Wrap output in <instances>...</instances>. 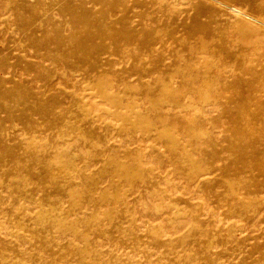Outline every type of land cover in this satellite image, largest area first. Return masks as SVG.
<instances>
[{"label":"rangeland","instance_id":"1","mask_svg":"<svg viewBox=\"0 0 264 264\" xmlns=\"http://www.w3.org/2000/svg\"><path fill=\"white\" fill-rule=\"evenodd\" d=\"M27 1L41 8L37 0ZM84 1L102 22L100 27L90 29L94 35L90 33L89 38L94 47L96 43H105L108 50L99 56L95 66L91 65L92 58L87 59L74 75L68 76L64 64L56 63L59 59L52 52L37 50L27 40L19 41L18 17L9 10L7 0H0V50L12 49L5 53L11 65L23 59L28 65L46 69L44 75L21 68L12 71L1 68L0 58L4 88H32L41 96L40 104L55 105L57 113L67 112L66 121L77 125L76 130L61 128V124L53 129L35 116L42 127L40 134L35 137L26 132L16 134L22 143L32 137L36 145L46 149H36L35 154L41 160L25 161L27 173L22 171L17 177L28 184L31 199L18 198L24 193L21 184L9 190L0 189V264H264V133L257 129L256 133L248 134L252 128L249 120L240 121L238 116L227 114L225 107L197 101V94L185 89L179 77L172 79V86L188 107L154 108L149 97L163 102L168 96L161 90L163 81L158 77L163 76L167 67L186 58L166 59L168 52L177 46L165 38L167 53L157 58L156 64L142 44L150 31L162 29L175 17L180 24H190L202 13L216 12V21L250 22L264 11V0H218L248 17L235 16L213 0H186L179 6V13L162 10L159 0H109L110 5ZM198 7L205 11L200 13ZM103 15L107 17L104 20ZM127 16L128 22L124 20ZM113 28L115 34L111 36ZM182 30H178V36H182ZM142 69L149 73H142ZM94 81L100 84L95 85ZM105 81L112 83L107 90L109 94L115 95L122 106L133 101L132 111L142 114L154 127L135 132L127 128L124 123L127 110L100 95L99 87ZM126 84L132 85L133 90L126 91ZM219 92L210 91L207 98L221 96L225 102V97L231 96ZM237 93L242 98L257 99L244 109L248 114L264 106L262 92ZM161 117L178 144L175 152L170 151L165 139L157 138V130L163 128ZM13 123L23 128L18 122ZM233 131L240 134L238 140L249 148V160L246 155L227 150ZM63 134L72 142L69 150L75 156L74 162L66 172L54 165L47 172L46 157L65 149ZM254 147L259 153L253 156ZM183 148L194 160H200L202 166L211 165V173L198 183H190L184 174L189 167L177 157ZM235 157L243 159H237L242 171H226L227 160ZM116 159L126 166L140 163L144 171L142 179L128 183L115 175ZM28 164L36 169L35 176L28 172ZM52 177L58 180L53 181ZM238 178L244 179L246 185L232 189L233 196L242 205H250L251 193H256L261 202L245 216L229 213L232 200L227 196L229 187L223 184L226 179ZM40 215L51 219L64 216L68 227L74 224L75 227L62 231L51 220L37 221ZM201 225H205L209 235L201 233ZM213 236L216 239L212 249H203L200 240Z\"/></svg>","mask_w":264,"mask_h":264},{"label":"bare ground","instance_id":"2","mask_svg":"<svg viewBox=\"0 0 264 264\" xmlns=\"http://www.w3.org/2000/svg\"><path fill=\"white\" fill-rule=\"evenodd\" d=\"M7 1L9 10L18 17V24L16 25L19 26V41L26 42L27 40V42L37 50L46 49L49 50L50 53L52 52L54 54L53 56L59 59L56 63L59 64L60 62L64 64L68 76L74 75L75 72L85 64V60L87 59L92 58L91 65L94 64L95 66L99 56L108 50V47L104 45L105 43H96V47H94L93 41L89 38L90 33L94 35L90 29L93 27H100L102 22L100 18H96V13L94 10L90 9L91 6L89 8L87 7V2L84 0H37L38 5L39 3L41 4L40 9H38L37 6V9L33 7L27 0ZM159 1L162 10L179 13V6L186 0ZM213 1L232 11L235 16L248 17V15H241L238 9L235 10L222 1ZM92 2H94V4L108 3V5L112 3H110L109 0H92ZM198 9L200 13H202L203 10L205 11L203 7H198ZM259 13L258 18H252L250 22H246V19L237 22H229L226 20L216 21L214 19L217 16L216 12L204 15H202V13L192 20V23H190L192 26L186 22L180 24L178 18L175 17L170 23L163 26L162 29L157 27L155 30L150 31L149 36H147L146 40H143L142 44L146 52L156 60V64L157 62L159 63L157 58H162V56L167 53L164 45L168 41L175 44L177 47L168 52L166 59H179L182 56L186 58V61H179L172 64L170 67L165 65L167 67L165 70L166 72L164 71V73H162L163 76H159L158 79L163 81L161 90L167 93L168 96L163 102H158V100L149 97L148 99L151 101L152 106L156 109L164 106H176L177 108H181V110H185L188 107L178 96V91L172 86V79L174 77H179L182 79V85L185 89L191 90L197 94V101L202 104L225 107L224 109L227 114L238 116L240 121L249 120L252 128H250L248 134L256 133L257 129L264 133V106L260 107L258 112L248 114L244 112V109L257 99L253 96L242 98V96H238L237 93L239 91L264 93V11L262 10ZM56 15L58 17H56ZM106 18L107 17L103 15V20ZM203 18L207 20H203ZM128 19L127 16L124 20L128 22ZM119 22L121 21L115 23ZM180 28L181 30L183 29L182 31L184 32L182 36L177 35ZM114 29L115 28L111 30V36L115 34ZM118 34L119 33H117V35ZM133 34V37H136L137 33L133 32ZM165 38L169 40L165 41ZM253 38H255V40ZM124 41L128 42L126 39ZM157 45H161L162 48L158 49L156 47ZM9 49L10 48L0 50V58L2 59L1 68L12 69V71L21 68L20 70H32L38 72L40 75H44L43 73H45L46 69L43 66L28 65L23 59H18L16 64L11 65L9 60L5 57V53H8ZM20 52H23V49H20ZM55 57L53 58L54 61H56ZM142 73H149V71L142 69ZM4 83L5 81L0 79V189L9 190L12 186H20L21 184L23 187L22 192L24 193L18 198L25 197L31 199L33 194L29 192L28 184L19 181L17 177L22 174V171L26 172V162L32 161V163H34L35 161L41 160L40 156L35 154L36 149L45 150L46 148L36 145L35 141L31 140L32 137L28 138L27 142L22 143L17 140L18 135L16 134H19V132H26L34 137L35 134H40L42 132V127L36 121L37 117L40 118L43 123H46V126L48 125L53 129H58L57 127L61 124V128L66 127L67 129L76 130L77 125L68 123L66 121L68 120V113H57L56 109L53 108L55 105L52 106L50 103L46 104L45 101V105L40 104L41 96L38 93L36 94L35 90H31L32 88H24L22 86L4 88ZM94 84L99 85L100 83L94 81ZM102 85V87H99L101 89L100 95L112 105L123 107L127 110L128 114H126L124 118V123L127 125V128L133 129V132H135L137 130L146 131L154 127L153 123L145 120L142 114H135L132 111V107L134 106L133 101L125 103L122 106V102L115 95H111L107 92L108 89L112 88L111 81H105ZM124 89L126 91H132L133 86L126 84ZM210 91L230 93L231 96L225 97L226 100L223 102L221 96L207 98L208 92ZM226 102H230V104L226 105ZM22 106L27 107V110L24 108V110H22ZM132 117H135L137 120L134 119L131 121ZM58 118H60L59 121H57ZM61 119L62 121L60 123ZM164 120L165 118L161 117V125L165 124ZM7 122H12V124L7 125ZM13 122H18L23 128H18V124L16 123V125ZM185 134H187V132ZM60 135L61 134H59V136ZM239 135V133L233 131L232 135L228 137L229 146L227 150L234 154L239 153L241 156L246 155L248 158H246V160H249L251 157L249 154L250 150L244 142L238 140V138H240ZM186 136L191 137V134L189 133ZM61 138L65 141V149L63 148L62 152H57L46 157L45 162H43L44 166L47 167V172L52 165L60 166L64 168V172H66L74 162L75 156L71 154L69 150L72 142L68 140L67 134H63ZM157 138L165 139L171 152L177 150L178 144L174 135L170 132L169 128H166L164 125L162 129L157 130ZM20 151H23L24 154L20 153ZM258 153L259 151L254 147L253 156ZM63 156H66V158L63 159ZM177 157L189 167L184 174L190 183H198L200 178H204L211 173V165L202 166L200 160H194L186 148H183ZM237 159L243 160L239 158L232 161L227 160L226 171L234 169L242 171L240 168L241 165H237ZM113 163L115 166V175L121 177L125 182H136L142 179L144 171L140 163H133L126 166L120 164L117 159L114 160ZM242 164L247 166L245 163ZM27 169L28 172L31 171L32 174L36 172V169L29 164ZM43 170L45 171L44 168ZM36 174H38V172ZM235 174H237V171ZM7 176L9 178H7ZM32 176H35V174ZM8 179H10L9 182ZM51 179L54 181L55 178L52 177ZM57 180L55 179V181ZM50 182L52 183V181ZM9 183L12 184L10 185ZM223 184L229 187L227 196L232 200L229 206L230 214L245 216L254 212L260 206L261 202L258 201V194L256 193H251L253 203L250 205H242L233 196L231 190L245 186L246 181L244 179H226L223 181ZM13 188L11 190H13ZM156 195L162 196V193L159 192V194L156 193ZM75 205L76 203H74V206ZM172 207L173 206H169V208ZM251 219H253V217ZM36 220L41 223L51 220L55 222L57 227L62 231L74 229L75 227L74 224L69 228L64 222V216L51 219L49 216L40 215ZM20 226L22 225L20 224ZM204 226L205 225H201V233L209 235L210 232L204 228ZM213 238L204 237L201 239V247L207 251L212 249L214 245L213 241L216 237L213 236Z\"/></svg>","mask_w":264,"mask_h":264}]
</instances>
